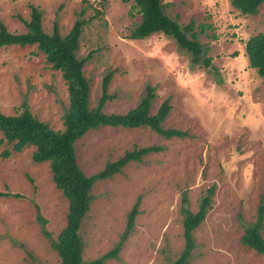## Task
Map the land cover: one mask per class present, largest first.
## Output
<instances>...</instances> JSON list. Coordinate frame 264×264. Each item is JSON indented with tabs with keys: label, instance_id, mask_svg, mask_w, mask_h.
Here are the masks:
<instances>
[{
	"label": "rangeland",
	"instance_id": "1",
	"mask_svg": "<svg viewBox=\"0 0 264 264\" xmlns=\"http://www.w3.org/2000/svg\"><path fill=\"white\" fill-rule=\"evenodd\" d=\"M160 2L181 25L193 19L197 32L199 24L205 25L199 41L212 58V69L193 64L191 54L162 32L131 39L141 21L133 0H0V21L14 33L26 31L18 17L29 20L31 6L41 12L46 33L56 24L65 36L76 19L87 20L75 54L86 58L90 107L101 95L103 77L112 72L107 88L112 99L104 112L128 111L151 87L155 97L150 112L169 99L163 127L186 131L182 138H165L148 127L106 125L75 142L77 163L87 175L134 146L161 147L94 183L80 230L83 258L94 259L113 247L139 198L132 232L118 257L105 264H171L184 246L182 192L189 208L197 211L214 185L211 208L193 232L188 264H264V255L241 240L256 219L264 192V80L249 66L244 51L245 41L264 31V2L254 15L240 13L230 0ZM22 102L51 128H64L68 92L61 72L36 44L1 46L0 111L16 115ZM2 138L0 132V264H59L35 206L56 238L66 223L67 199L55 186L49 163L32 160L34 146L16 152ZM5 150L10 151L7 157Z\"/></svg>",
	"mask_w": 264,
	"mask_h": 264
},
{
	"label": "trees",
	"instance_id": "2",
	"mask_svg": "<svg viewBox=\"0 0 264 264\" xmlns=\"http://www.w3.org/2000/svg\"><path fill=\"white\" fill-rule=\"evenodd\" d=\"M124 2L129 0H123ZM134 8L141 15V21L131 31V39H142L150 34L162 32L172 37L177 46L191 54V62L195 65L212 69V58L207 55L199 41V34L205 25L199 24L200 30L195 31V21L191 19L181 25L164 11L160 0H133ZM264 0H230V4L240 13L254 15ZM83 13V10L80 11ZM96 14H101L96 11ZM24 23L26 31L14 33L0 21V47L7 45L26 46L36 44L37 48L46 56L51 67L61 72L67 86L68 106L63 115L62 130L51 128L31 113L26 102H22L21 111L16 115H7L0 111V132L6 142L12 144V151L20 152L24 147L32 145L34 162L47 161L52 173L55 186L61 190L67 199L68 209L66 223L56 238L45 229L47 220L41 215L39 206L36 208V219L43 234L50 240V246L59 257V264H105L106 261L116 259L123 244L133 230L135 218L139 213V198L136 199L127 213L125 227L117 242L105 253L91 259L84 260L83 250L85 241L80 233L83 220L90 209L93 199L92 187L96 181L109 179L130 162H141L142 158L152 152L161 150L158 145L134 146L126 150L116 160L107 161L104 167L91 175L85 174L77 163L75 142L91 129L101 126L137 128L148 127L157 134L165 137L182 138L186 131L176 128H165L162 123L166 119L171 104L169 99L163 100L154 113L150 112L151 102L155 97L153 89L147 88L146 95L133 108L123 113H106L103 111L106 102L112 99L107 93L112 72H108L102 80L101 95L95 107L89 106V80L83 73L86 58H78L75 54L79 45V38L87 20H75L69 32L62 36L56 24L52 32L46 33L42 28V15L36 6H31L30 19L18 17ZM245 55L249 66L264 80V31L250 36L244 44ZM10 151L5 150L4 156ZM215 186L207 188L206 195L200 199L197 211L188 206V197L182 192L180 212L182 214L184 246L179 256L171 264H188L195 247L193 232L205 219L211 208ZM1 194V193H0ZM264 221V192L257 208L256 219L245 227L242 243L259 254L264 255V237L262 227Z\"/></svg>",
	"mask_w": 264,
	"mask_h": 264
}]
</instances>
